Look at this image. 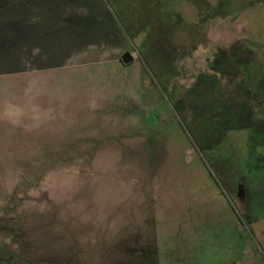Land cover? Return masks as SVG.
I'll return each instance as SVG.
<instances>
[{
	"label": "rangeland",
	"instance_id": "obj_1",
	"mask_svg": "<svg viewBox=\"0 0 264 264\" xmlns=\"http://www.w3.org/2000/svg\"><path fill=\"white\" fill-rule=\"evenodd\" d=\"M108 1L128 41L60 0L107 18L59 54L0 42V264H263L264 179L204 151L264 152V0Z\"/></svg>",
	"mask_w": 264,
	"mask_h": 264
},
{
	"label": "trees",
	"instance_id": "obj_2",
	"mask_svg": "<svg viewBox=\"0 0 264 264\" xmlns=\"http://www.w3.org/2000/svg\"><path fill=\"white\" fill-rule=\"evenodd\" d=\"M0 16L6 17V13H9L11 17H14L16 19H12L10 25H4L0 28V42L4 43L6 45L3 46V49H13L16 50L17 48H22L24 44L28 46L33 41L34 43H40L42 41H47L48 45H42L40 47H43L46 49L47 47H50L52 49V55H54L55 52H61L65 50L64 44H61L62 42H68V43H75V46L77 44H80L81 42V30L83 28H87L89 24H91L92 21H95L96 23H100V21H103L102 18H107V16L104 13H99L97 16L93 12H89V15L84 16L83 18L79 17H60L58 15L56 16H49L48 12L54 11L56 7H51L49 4L54 3L53 1L57 2L58 0H19L18 3L11 4L12 0H0ZM103 4V10L109 11V17L111 19H108V24L110 28L113 27V29H117L120 34L124 36V38L127 40L128 36L126 35V31L124 28L123 23L118 17V14L116 13L115 9L109 3L108 0H101ZM48 6L46 7V4ZM17 4V6H16ZM32 7H29L31 6ZM20 8L19 15L14 16L12 15V11L16 12L15 8ZM35 12V13H34ZM36 12H39L42 17V23L38 22V24L33 25V23H28L29 17L35 18ZM44 12L46 14L44 15ZM44 16H49L50 20H55L56 23L58 21L61 22L59 24V27H52L48 24L44 23ZM18 17V19H17ZM108 17V18H109ZM48 20V19H46ZM65 24V26H64ZM64 26V27H63ZM98 27V25H96ZM95 26V27H96ZM53 29L54 32H62L65 33L68 31L69 36L67 38L60 37V35L55 34L53 37L50 35L49 30ZM70 31V32H69ZM95 31V30H94ZM35 32V34H33ZM96 32V31H95ZM50 36V37H48ZM60 37V38H59ZM65 39V40H64ZM72 39V40H71ZM50 40V41H48ZM53 41V42H51ZM128 41V40H127ZM63 45L62 47L60 46ZM54 59V58H53ZM170 109L174 111V105L173 102L170 104ZM181 124V122H179ZM182 128V125H180ZM243 131V130H242ZM247 131V130H246ZM264 150V147H261ZM248 149V145H247ZM245 153L246 156L242 159L240 157L241 150H231V147L229 145H226L225 142L218 144L217 146L213 147L210 150L204 151V156L207 158L208 162L212 164L216 160V158L222 162L223 165H226V168L229 171H232L233 175L235 177H238V173L241 170V174L244 175V179L249 178V173L254 174L256 177H259V179H264V152H260L261 154H257L256 156L248 155L246 147H245ZM214 164V163H213ZM214 169L216 167L214 166ZM243 169V171H242ZM217 170V169H216ZM247 176V177H246ZM217 186L219 187V184L216 182ZM260 211L258 215L264 217V207L261 209H258ZM257 214V213H256ZM255 213H251L249 217H241L245 225V229H248V231H251L252 223L258 216ZM256 216V217H255ZM247 227V228H246ZM249 233V232H248ZM242 230V235L245 237L246 241H251L253 243V250L255 254L258 256V258L262 261L264 264V253L255 243L254 238L252 237L251 233L249 234Z\"/></svg>",
	"mask_w": 264,
	"mask_h": 264
},
{
	"label": "water",
	"instance_id": "obj_3",
	"mask_svg": "<svg viewBox=\"0 0 264 264\" xmlns=\"http://www.w3.org/2000/svg\"><path fill=\"white\" fill-rule=\"evenodd\" d=\"M134 56L130 53V52H125L122 56H121V58H120V60H121V62L124 64V65H128V64H131L133 61H134ZM242 189H243V186L242 185H239V189H238V198L240 199V200H243V191H242Z\"/></svg>",
	"mask_w": 264,
	"mask_h": 264
},
{
	"label": "crops",
	"instance_id": "obj_4",
	"mask_svg": "<svg viewBox=\"0 0 264 264\" xmlns=\"http://www.w3.org/2000/svg\"><path fill=\"white\" fill-rule=\"evenodd\" d=\"M58 1H60V0H58ZM62 1H63V0H62ZM84 16H86V14L76 13V14H72L71 16H68V17H72V18H73V17H76V18H77V17H79V18H83ZM60 46L62 47L63 45L60 44ZM59 53H60V52H58V54H59ZM63 57H65L64 54H60V55H59V58H63ZM54 59H55V58H54Z\"/></svg>",
	"mask_w": 264,
	"mask_h": 264
}]
</instances>
